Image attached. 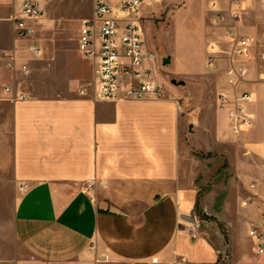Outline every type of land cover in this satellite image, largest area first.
Instances as JSON below:
<instances>
[{
    "label": "crops",
    "instance_id": "0c3cea01",
    "mask_svg": "<svg viewBox=\"0 0 264 264\" xmlns=\"http://www.w3.org/2000/svg\"><path fill=\"white\" fill-rule=\"evenodd\" d=\"M89 1L90 15L77 18L86 0L64 13L57 9L61 0H43L35 34L23 39L12 22L22 0H0V52L15 51L18 65L30 69L27 77L16 75L30 98L0 101V264H264L250 233L264 224L260 50L235 85L226 73L234 59L210 64L217 109L189 112L191 86L208 79L207 49L200 74L166 79L159 69L168 57L158 60L143 25L145 49L156 54L148 66L165 96L125 100L120 90L114 99L96 100L94 62L80 54L79 32L70 48L60 45L57 32L38 34L41 25L50 29L64 18L81 25L93 13ZM161 1L144 6L142 16ZM213 1L226 32L232 28L264 43L261 0H209L210 10ZM11 77L4 73L5 80ZM85 86L88 93L81 94ZM220 92L254 94L251 125L243 132H233L228 112L219 108ZM250 129L248 138H258L245 144L241 160L256 163L257 173L243 168L214 182L221 164L200 155L223 153L233 164L234 139ZM198 209L222 223L224 233L208 224L192 240L186 224Z\"/></svg>",
    "mask_w": 264,
    "mask_h": 264
},
{
    "label": "built area",
    "instance_id": "2783aa9c",
    "mask_svg": "<svg viewBox=\"0 0 264 264\" xmlns=\"http://www.w3.org/2000/svg\"><path fill=\"white\" fill-rule=\"evenodd\" d=\"M43 0H22L21 8L13 16L14 32L23 39H28L35 34V25L41 20L44 12L41 8ZM158 0H94L93 13L81 20L78 50L80 54L94 62V85L96 100L114 99L120 90L125 100H150L165 96L164 88L155 79L149 63H153L156 54L145 49L142 8ZM264 7V0H261ZM213 21L220 24L223 21L222 11L213 1L210 5ZM238 14L232 19L237 21ZM264 38V35H263ZM223 43L230 46L229 55L235 61L227 70V75L233 85L242 81L249 74V67L245 62L254 58L259 49L260 78L264 81V43L249 36L241 35L232 28L228 29ZM31 52L38 54L37 46L30 48ZM213 51L216 53L214 47ZM212 64L213 57L207 58ZM12 73L10 80L4 79V73ZM23 77L30 74L26 64L18 65L15 51L0 52V101L19 102L28 100L29 93L24 88ZM87 94L85 86L80 90ZM256 98L251 92H243L231 98L226 92L218 95V106L226 109L231 120L232 130L240 133L251 125L249 107ZM264 180V171L262 172ZM92 183L87 184V188ZM213 224L224 233L223 224L216 220L207 210H201L188 224L186 232L192 240L201 237L203 227ZM251 236L255 245V253L264 255V224L253 226Z\"/></svg>",
    "mask_w": 264,
    "mask_h": 264
},
{
    "label": "rangeland",
    "instance_id": "374dc122",
    "mask_svg": "<svg viewBox=\"0 0 264 264\" xmlns=\"http://www.w3.org/2000/svg\"><path fill=\"white\" fill-rule=\"evenodd\" d=\"M81 0H61L58 11L63 13L70 10L72 5ZM82 3L77 12V18L90 15L91 1ZM161 1V0H160ZM209 0H162L160 3L151 7V13L144 17V28L150 35L158 47V60L163 57H169L170 62L165 66L161 65L159 73L167 78L188 79L192 74H200L203 71L202 59L207 49V55L213 57V62L222 59H230V46L222 42V37L226 33V23L215 24L213 21V13L208 8ZM41 25L38 31L39 35L44 32H57L59 38L57 41L65 48L73 47L78 37L80 21H75L73 18H64L57 21L50 29L44 28ZM207 45V47H206ZM211 47V49H210ZM216 49V53L213 49ZM212 62V63H213ZM208 79L200 85L191 86V92H188L189 104L187 106L189 112H194L199 109L213 113L216 108V100L214 92L216 88V80L214 81V72L212 66L208 65ZM222 71V68L220 72ZM178 83V81H177ZM258 101L262 111H264V91L261 90L258 94ZM205 125H211L213 120L211 117L204 118ZM252 129L246 131L244 135L236 136L234 143L236 149L234 153L233 164L229 163L227 155L220 153L200 155L207 159H214L215 163H220L221 167L214 182L220 180L223 176L236 174L238 170L243 169L249 172L250 175L257 173V164L251 160L242 162L241 155L245 152L244 146L249 141L258 138V135L248 138L247 134ZM198 155V154H196ZM216 160V161H215ZM214 163V164H215ZM234 165L236 167H234ZM235 171V172H234ZM210 185V184H209ZM226 186V185H225ZM210 187V186H209ZM207 188L204 189L206 191ZM201 210H197L199 213ZM188 224V223H187ZM8 233V232H7Z\"/></svg>",
    "mask_w": 264,
    "mask_h": 264
},
{
    "label": "water",
    "instance_id": "95a60500",
    "mask_svg": "<svg viewBox=\"0 0 264 264\" xmlns=\"http://www.w3.org/2000/svg\"><path fill=\"white\" fill-rule=\"evenodd\" d=\"M169 62H170V58L169 57L164 60V64L165 65L168 64Z\"/></svg>",
    "mask_w": 264,
    "mask_h": 264
},
{
    "label": "bare ground",
    "instance_id": "6f19581e",
    "mask_svg": "<svg viewBox=\"0 0 264 264\" xmlns=\"http://www.w3.org/2000/svg\"><path fill=\"white\" fill-rule=\"evenodd\" d=\"M183 221V220H182ZM182 223V222H181ZM183 225V224H182ZM185 226V225H184Z\"/></svg>",
    "mask_w": 264,
    "mask_h": 264
}]
</instances>
